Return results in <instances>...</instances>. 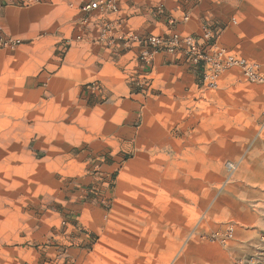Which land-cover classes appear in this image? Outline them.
Here are the masks:
<instances>
[{
  "label": "rangeland",
  "instance_id": "rangeland-1",
  "mask_svg": "<svg viewBox=\"0 0 264 264\" xmlns=\"http://www.w3.org/2000/svg\"><path fill=\"white\" fill-rule=\"evenodd\" d=\"M86 1L0 0V264H264V0H195L212 87L136 39L188 0Z\"/></svg>",
  "mask_w": 264,
  "mask_h": 264
},
{
  "label": "built area",
  "instance_id": "built-area-1",
  "mask_svg": "<svg viewBox=\"0 0 264 264\" xmlns=\"http://www.w3.org/2000/svg\"><path fill=\"white\" fill-rule=\"evenodd\" d=\"M102 3V0L86 1L80 5V9L84 13L94 9H103L105 3ZM136 39L143 47L141 52L143 58L147 60L158 52H164L175 54L190 63L203 64L202 78L210 87L215 86L217 76L230 67L240 68L248 80H263L262 75L243 58L237 57L231 51L217 45L213 41V32L210 29L202 28L200 35L197 37L188 33L168 30L160 34L140 35ZM226 167L229 171H232L235 169V164L228 162Z\"/></svg>",
  "mask_w": 264,
  "mask_h": 264
},
{
  "label": "crops",
  "instance_id": "crops-1",
  "mask_svg": "<svg viewBox=\"0 0 264 264\" xmlns=\"http://www.w3.org/2000/svg\"><path fill=\"white\" fill-rule=\"evenodd\" d=\"M185 5V4H184ZM135 6V4H134ZM132 8H135V7ZM200 4L198 2H196L195 0H188L186 2L185 7L177 2H173L172 5L169 6V11H170V20L165 24V22L162 19H159L158 22H156L155 20H152V22L156 25L159 24V29H161V31L167 32L168 30H175L177 32L180 33H184V32H188V34H192L193 36H198L201 33V29L200 28V22H201V14H206L208 12L203 11V12H199L197 9L199 8ZM138 10V9H135ZM182 14H185V16L187 18L182 17ZM150 18H148V15L145 14L144 12H138V13H133L131 17L128 18V21L133 20L135 24H137V28L141 27V29L143 30L147 28L148 26V21ZM174 22V26L170 25V23ZM163 21V23H162ZM176 22V23H175ZM151 34V33H150ZM144 35H149V34H143ZM164 54H155L154 57V61H153V65H156V61H160L161 59H163L162 57ZM21 92H24V84L21 86ZM4 89L0 90V114L2 115V113H4L5 111H7L8 109H6V105L5 103H7L6 100V96L7 95L4 91ZM20 93V91H19ZM7 132L8 130L2 129L0 130V139L5 138L7 136ZM4 136V137H3ZM2 150H4V152H6V148L2 147L0 145V153H2ZM1 157V156H0Z\"/></svg>",
  "mask_w": 264,
  "mask_h": 264
},
{
  "label": "bare ground",
  "instance_id": "bare-ground-1",
  "mask_svg": "<svg viewBox=\"0 0 264 264\" xmlns=\"http://www.w3.org/2000/svg\"><path fill=\"white\" fill-rule=\"evenodd\" d=\"M8 134V133H7Z\"/></svg>",
  "mask_w": 264,
  "mask_h": 264
}]
</instances>
